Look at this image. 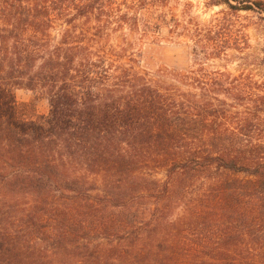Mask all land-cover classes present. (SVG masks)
<instances>
[{"label":"trees","instance_id":"trees-1","mask_svg":"<svg viewBox=\"0 0 264 264\" xmlns=\"http://www.w3.org/2000/svg\"><path fill=\"white\" fill-rule=\"evenodd\" d=\"M220 2L195 65L150 70L116 0H0V264H264V82L203 62L264 0Z\"/></svg>","mask_w":264,"mask_h":264},{"label":"rangeland","instance_id":"rangeland-1","mask_svg":"<svg viewBox=\"0 0 264 264\" xmlns=\"http://www.w3.org/2000/svg\"><path fill=\"white\" fill-rule=\"evenodd\" d=\"M130 15L138 17V27L132 31L124 27L125 37L141 49L143 68L150 70L160 65L186 69L196 64V47L207 37L213 21L224 17L229 11L220 0H116ZM131 7V8H130ZM237 29H243L246 40L242 52L229 49L224 59H203L210 68L226 67L234 74L250 73L264 82V19L248 11L232 16ZM120 39L113 38L117 43ZM196 51V52H195ZM203 58V55L201 56ZM19 113L23 118L33 119L49 111V101L38 90H16Z\"/></svg>","mask_w":264,"mask_h":264}]
</instances>
